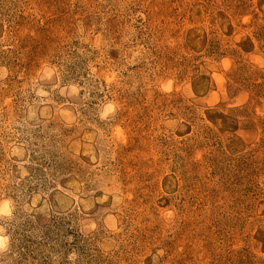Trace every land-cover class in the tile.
I'll return each mask as SVG.
<instances>
[{
  "label": "rangeland",
  "instance_id": "rangeland-1",
  "mask_svg": "<svg viewBox=\"0 0 264 264\" xmlns=\"http://www.w3.org/2000/svg\"><path fill=\"white\" fill-rule=\"evenodd\" d=\"M0 264H264V0H0Z\"/></svg>",
  "mask_w": 264,
  "mask_h": 264
},
{
  "label": "clouds",
  "instance_id": "clouds-1",
  "mask_svg": "<svg viewBox=\"0 0 264 264\" xmlns=\"http://www.w3.org/2000/svg\"><path fill=\"white\" fill-rule=\"evenodd\" d=\"M0 210H3V211H7L8 209H7V205L6 204H4V205H0Z\"/></svg>",
  "mask_w": 264,
  "mask_h": 264
}]
</instances>
